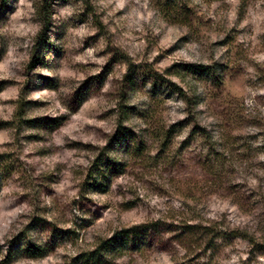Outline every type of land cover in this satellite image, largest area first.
<instances>
[{"label": "rangeland", "instance_id": "1", "mask_svg": "<svg viewBox=\"0 0 264 264\" xmlns=\"http://www.w3.org/2000/svg\"><path fill=\"white\" fill-rule=\"evenodd\" d=\"M0 264H264V0H0Z\"/></svg>", "mask_w": 264, "mask_h": 264}, {"label": "trees", "instance_id": "2", "mask_svg": "<svg viewBox=\"0 0 264 264\" xmlns=\"http://www.w3.org/2000/svg\"><path fill=\"white\" fill-rule=\"evenodd\" d=\"M46 16L44 17V21L46 23L49 22L50 20V15L45 14ZM138 234L136 228H131V229H126L120 232H117L116 234H114V236L111 238V241L116 243V244H123V247H126L129 243L130 240L133 239L134 237H136V235Z\"/></svg>", "mask_w": 264, "mask_h": 264}]
</instances>
